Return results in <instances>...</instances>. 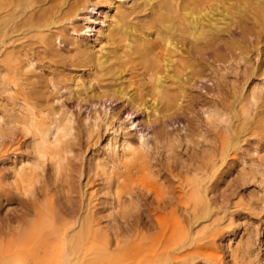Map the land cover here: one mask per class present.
I'll use <instances>...</instances> for the list:
<instances>
[{"label": "rangeland", "instance_id": "rangeland-1", "mask_svg": "<svg viewBox=\"0 0 264 264\" xmlns=\"http://www.w3.org/2000/svg\"><path fill=\"white\" fill-rule=\"evenodd\" d=\"M99 7L97 21L107 10ZM97 21L88 23L91 40ZM61 40L60 55L38 42L27 50L37 69L24 70V94L8 97L0 68V264L55 263L82 218L92 220L106 264H264V36L251 18L221 32L218 60L209 58L181 107L150 122L122 98L61 87L82 72ZM55 119L64 125L59 146L34 153ZM123 132L131 146L109 155L107 139ZM211 160L220 166L205 185L212 211L203 217L191 189Z\"/></svg>", "mask_w": 264, "mask_h": 264}, {"label": "bare ground", "instance_id": "bare-ground-1", "mask_svg": "<svg viewBox=\"0 0 264 264\" xmlns=\"http://www.w3.org/2000/svg\"><path fill=\"white\" fill-rule=\"evenodd\" d=\"M99 6L107 10H102L103 17L97 21L92 14ZM242 16L251 18L257 38L264 36V0H0V68L8 73L2 88L9 98L24 94L28 78L23 76L24 70L37 69L27 50L38 42L43 50L60 55L64 36L66 50L75 53L82 72L70 74L61 87L81 97L122 98L132 109L140 110L144 121L160 120L181 107L195 77H203L212 65L209 58L218 60L216 45L221 32ZM78 18L83 27L67 28L73 33L65 36V26ZM93 21L99 26L91 40L85 33ZM208 47L212 49L209 57L205 53ZM260 69L264 71V60ZM57 82L52 80L50 87L58 88ZM22 101L30 105L24 96ZM28 121L37 125L32 117ZM63 130L62 122L50 120L33 145L34 153L44 155L51 144L58 147ZM125 134L119 141L107 139L109 155L118 158L119 147L131 146ZM219 166L211 160L200 179H194L192 208L200 216L212 211L205 185ZM24 169L20 166L18 173ZM205 177L207 181L202 180ZM78 226L66 237L65 251L53 264H106L110 255L98 246L92 220L82 218ZM15 263L28 264L22 258Z\"/></svg>", "mask_w": 264, "mask_h": 264}]
</instances>
